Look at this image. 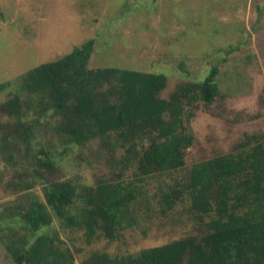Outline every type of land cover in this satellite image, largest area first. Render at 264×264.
<instances>
[{"label":"trees","instance_id":"1","mask_svg":"<svg viewBox=\"0 0 264 264\" xmlns=\"http://www.w3.org/2000/svg\"><path fill=\"white\" fill-rule=\"evenodd\" d=\"M94 45L90 39L56 61L0 83V93L11 89L0 101V155L26 173L12 183L18 197L0 211V242L13 262L75 264L62 234L69 238L79 232L88 245L121 239L139 225V208L148 202L145 184L158 177L164 178L154 196L161 211L188 201L206 227L203 234L135 254L97 249L81 264H264V133L247 135L232 152L183 172L185 152L195 141L189 123L197 105L209 107L223 96L216 81L219 66H212L204 80L180 83L163 98L165 75L90 68ZM44 126L67 146L96 140L110 152L124 150L123 174L94 185L62 178L53 150L37 141ZM132 168L135 179H124ZM37 185L44 198L30 191Z\"/></svg>","mask_w":264,"mask_h":264},{"label":"rangeland","instance_id":"2","mask_svg":"<svg viewBox=\"0 0 264 264\" xmlns=\"http://www.w3.org/2000/svg\"><path fill=\"white\" fill-rule=\"evenodd\" d=\"M90 39L95 40L90 68L165 75L163 98L178 84L202 81L212 66H219L216 81L223 96L209 107L197 105L189 123L195 141L185 152L183 172L232 152L247 135L264 133V0H0V83L56 61ZM230 46L237 49L226 54ZM10 91L0 93V101L7 100ZM37 135L40 146L53 150L64 179L94 185L98 179L118 180L123 174L124 150L110 152L96 140L67 146L51 126L41 127ZM16 165L0 155V211L19 195L12 183L26 173ZM135 171L126 170L124 179H135ZM163 179H148V202L139 208L142 219L121 239L88 245L79 232L69 238L62 234L75 253V264L97 249L111 255L135 254L203 234L206 227L188 201L161 211L154 196ZM30 191L44 198L42 185ZM0 264H15L1 242Z\"/></svg>","mask_w":264,"mask_h":264}]
</instances>
